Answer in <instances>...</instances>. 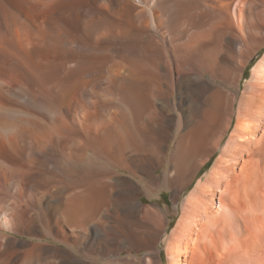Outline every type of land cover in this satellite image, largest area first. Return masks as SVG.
Listing matches in <instances>:
<instances>
[{"label":"bare ground","instance_id":"6f19581e","mask_svg":"<svg viewBox=\"0 0 264 264\" xmlns=\"http://www.w3.org/2000/svg\"><path fill=\"white\" fill-rule=\"evenodd\" d=\"M262 50L264 0H0V264H264Z\"/></svg>","mask_w":264,"mask_h":264},{"label":"rangeland","instance_id":"374dc122","mask_svg":"<svg viewBox=\"0 0 264 264\" xmlns=\"http://www.w3.org/2000/svg\"><path fill=\"white\" fill-rule=\"evenodd\" d=\"M264 54V50H262L260 56H258L256 58V60H254L250 65L249 67L247 68V72H246V76L244 77L242 83L239 85V92L242 91L243 87H244V83L245 81H247L248 79H250L251 77V73H252V70L255 66V64L257 63V61L263 56ZM238 94H234V97H233V104L232 106L231 105H226L225 106V113L220 115L218 117V128H219V134L222 135V139L218 145L217 148H214L210 153H211V157L210 159H208V161L206 162V164L203 166V168L198 172L195 180L193 181V183H191L185 190V193L184 195L182 196V198L180 199L179 201V204H178V209H179V213L177 215H175V217L173 218V223L171 224V226L169 227V230L168 232L171 233L172 231V228L174 227V225L176 224V221L178 220L179 216L181 215V212H182V206H183V203L185 201V198L187 197V195L190 193V191L194 188V186L196 185V182L198 181V179L200 178H203L204 177V174L210 169V167L212 166L215 158L218 156V154L222 151V148L224 147L227 139L229 138V135L233 129V126L235 124V116H234V112L236 110V100L238 98ZM234 119L231 124L229 126H226V122H227V119ZM208 147V146H207ZM211 161V164L208 165V163ZM160 172H162V168H160L159 170ZM157 202L161 203L162 205L164 204H170V206L173 208V204H172V201L170 199V193L169 192H165L161 198L157 199ZM160 248L162 249V252L164 254V257H166L165 255V244L162 243V245L160 246ZM121 255H125V253H121Z\"/></svg>","mask_w":264,"mask_h":264},{"label":"trees","instance_id":"16d2710c","mask_svg":"<svg viewBox=\"0 0 264 264\" xmlns=\"http://www.w3.org/2000/svg\"><path fill=\"white\" fill-rule=\"evenodd\" d=\"M211 164V161L208 163V165H210Z\"/></svg>","mask_w":264,"mask_h":264}]
</instances>
